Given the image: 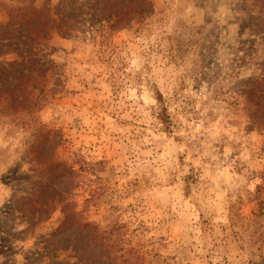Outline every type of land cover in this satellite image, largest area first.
<instances>
[{
	"label": "rangeland",
	"instance_id": "rangeland-1",
	"mask_svg": "<svg viewBox=\"0 0 264 264\" xmlns=\"http://www.w3.org/2000/svg\"><path fill=\"white\" fill-rule=\"evenodd\" d=\"M0 264H264V0H0Z\"/></svg>",
	"mask_w": 264,
	"mask_h": 264
},
{
	"label": "trees",
	"instance_id": "trees-1",
	"mask_svg": "<svg viewBox=\"0 0 264 264\" xmlns=\"http://www.w3.org/2000/svg\"><path fill=\"white\" fill-rule=\"evenodd\" d=\"M142 9L140 8L137 9L135 12L136 13H141ZM158 100L162 103V94L158 91ZM158 118L160 119V121L163 123L164 128H167V130H170V125H171V117H170V113L167 110V108L165 106L162 105V109L159 112Z\"/></svg>",
	"mask_w": 264,
	"mask_h": 264
}]
</instances>
